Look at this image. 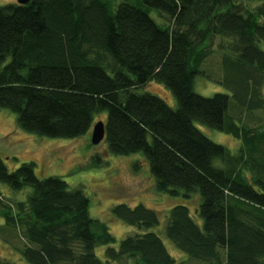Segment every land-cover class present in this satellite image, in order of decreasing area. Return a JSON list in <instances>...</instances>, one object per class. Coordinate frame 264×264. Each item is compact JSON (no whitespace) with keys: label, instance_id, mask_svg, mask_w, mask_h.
<instances>
[{"label":"trees","instance_id":"16d2710c","mask_svg":"<svg viewBox=\"0 0 264 264\" xmlns=\"http://www.w3.org/2000/svg\"><path fill=\"white\" fill-rule=\"evenodd\" d=\"M217 53L231 96L204 97L196 78ZM152 82L169 89L176 109L137 92ZM1 110L15 114L24 132L67 140L87 134L106 114L109 154H142L159 193L200 194L195 212L203 227L187 206L169 212L165 232L180 252L200 264H264V121L252 128L237 117L264 114V0L1 6ZM197 123L238 138L240 149L232 154ZM90 165L104 163L94 156ZM0 183L24 193L7 202L0 191V217L13 239L18 233L26 241L15 248L26 264H177L149 232L161 225L159 213L143 204L113 207L116 218L145 231L116 249L108 226L91 217L88 195L61 177L40 180L31 162L9 172L0 159ZM0 264L14 263L0 257Z\"/></svg>","mask_w":264,"mask_h":264},{"label":"rangeland","instance_id":"374dc122","mask_svg":"<svg viewBox=\"0 0 264 264\" xmlns=\"http://www.w3.org/2000/svg\"><path fill=\"white\" fill-rule=\"evenodd\" d=\"M10 4H18V0H0V7ZM153 16V14H152ZM155 18V16L153 17ZM221 40L214 43L216 51ZM206 75L198 76L195 82V91L201 96L212 97L222 93L231 96L230 91L221 83V58L217 53L205 63ZM140 94L150 93L159 96L170 107L177 108V102L169 89L152 82L147 87L137 90ZM235 104L231 97V105ZM263 112V111H261ZM261 112L247 113L237 112V117L248 124L249 127L258 128L259 123L264 121V114ZM106 114L95 118L94 125L104 121ZM16 115L8 110L0 111V159L9 172H14L24 163L35 164V174L40 179L49 177H61L70 189H81L88 195L91 201V217L105 223L109 232L114 236L116 244H119L129 236L144 233L138 228L124 224L116 218L113 207L126 204L134 207L138 204L157 211L161 217V225L151 229L149 232L157 234L164 242L168 253L177 261V264H200L191 261L187 254L180 252L165 232L168 215L172 208L184 205L187 206L192 217L200 227L203 221L198 212H195L201 203L199 193H193L189 198L183 195L172 197L159 193L155 187V180L150 172V167L142 154L130 156H114L109 154L107 141L94 146L91 143L92 129L87 134L77 139H53L41 137L36 134L24 132L17 127ZM237 125H240L237 121ZM200 131L213 142L225 146L232 154L240 149L241 141L220 131L213 130L207 126L197 123ZM94 156H100L104 165L99 168L92 167L90 160ZM216 161L217 167H222ZM2 197L7 202L23 200L24 193L13 192L5 184L0 183ZM11 235L10 229L5 227V221L0 217V257L14 264H26L25 260L15 250L22 248L26 241L20 234ZM12 243V244H11ZM14 248V249H13ZM97 255L105 261V248L97 250ZM111 264H118L113 262Z\"/></svg>","mask_w":264,"mask_h":264},{"label":"water","instance_id":"95a60500","mask_svg":"<svg viewBox=\"0 0 264 264\" xmlns=\"http://www.w3.org/2000/svg\"><path fill=\"white\" fill-rule=\"evenodd\" d=\"M32 0H18V5H27ZM91 143L94 146L100 145L106 138V125L103 121L97 122L92 129Z\"/></svg>","mask_w":264,"mask_h":264}]
</instances>
